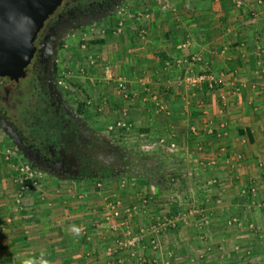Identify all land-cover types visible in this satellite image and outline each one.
<instances>
[{
	"label": "crops",
	"instance_id": "obj_1",
	"mask_svg": "<svg viewBox=\"0 0 264 264\" xmlns=\"http://www.w3.org/2000/svg\"><path fill=\"white\" fill-rule=\"evenodd\" d=\"M167 2L168 9L161 10L155 0H135L128 5L130 13L120 31L110 33L114 25H105L107 34L101 45L103 60L110 64L104 70L110 87L102 100L116 101L118 111H122L118 119L131 121L136 129H147L154 144L163 150H174L179 156L171 159L175 166L183 163L182 158L191 163L190 159L198 163V157L210 159L208 164L217 162L211 170L219 180L216 193L226 200L228 208L240 210L242 207L235 204L244 181L251 179L256 197L264 198V2ZM137 13L147 16L136 19ZM202 68L218 77L216 87L178 84L187 70ZM118 78L126 82L128 98L116 88ZM242 82L247 86L235 90ZM256 83L257 87H251ZM220 123L225 124L224 137L205 132L207 128L215 131ZM191 125L197 126L199 134H191ZM2 148L0 264L98 262L107 243L96 239L104 223L88 227L92 199L75 196L73 181L52 175L18 197V174ZM249 218L260 237L245 234L241 240L239 235L235 242L251 249L253 264H264V214L255 209ZM86 229L91 236L96 234L91 241Z\"/></svg>",
	"mask_w": 264,
	"mask_h": 264
},
{
	"label": "rangeland",
	"instance_id": "obj_2",
	"mask_svg": "<svg viewBox=\"0 0 264 264\" xmlns=\"http://www.w3.org/2000/svg\"><path fill=\"white\" fill-rule=\"evenodd\" d=\"M134 1L128 0L125 6L128 8ZM115 22L114 16L112 22L80 27L64 38L58 51V84L69 106L78 108L83 119L95 125L100 133L117 140L122 153L126 152L125 147L140 156L150 155L151 162L159 159L168 172L177 171L179 167L186 183L179 189L175 181L169 190L162 191L153 185L143 184L139 177L132 175L96 182L73 181L71 190L75 196L92 199L93 212L89 216L88 227L104 223L103 231H98L96 239L105 240L107 245L101 249L99 256H102L98 262L94 260L95 264L102 260L103 264H253L251 249L235 242V238L240 235L242 240L247 236L245 234L260 237L255 222L249 218V212L255 209L262 210L264 214V198L256 197L254 182L251 179L244 181L237 192L235 205H240L242 209L228 208L226 200L216 193L219 180L211 173L217 162L211 165L208 164L210 159L196 157L198 163L190 159L191 163L182 158L183 163L175 166L171 159L179 156L173 154L174 150L165 151L162 146L154 144L147 129H136L128 120L123 124L124 119L120 120L117 116L122 111H118L116 101L111 98L109 102L102 100V94L106 93L107 86L110 87L104 78L105 67L110 64L103 60V45L90 41L105 39V25L111 27ZM108 31L116 32V26ZM12 75L0 73L6 83L16 80V75ZM1 147L3 156L12 164L25 161L7 130L0 128ZM45 176L25 191L38 187ZM212 177L215 182L209 183ZM250 187L253 188L251 192ZM241 189L245 190L244 193ZM115 202L119 204L113 209L111 204ZM85 232L90 241L96 235L91 236L92 232L88 233V229ZM135 237L139 238L136 243L125 245ZM166 241H172L174 245L169 246Z\"/></svg>",
	"mask_w": 264,
	"mask_h": 264
},
{
	"label": "flooded vegetation",
	"instance_id": "obj_3",
	"mask_svg": "<svg viewBox=\"0 0 264 264\" xmlns=\"http://www.w3.org/2000/svg\"><path fill=\"white\" fill-rule=\"evenodd\" d=\"M127 1L45 0L15 42L14 65L0 68L16 75L7 83L0 76V128L17 134L24 160L45 175L76 182L105 179L108 166L117 176L122 172L118 141L69 106L58 84V51L80 27L114 21Z\"/></svg>",
	"mask_w": 264,
	"mask_h": 264
},
{
	"label": "built area",
	"instance_id": "obj_4",
	"mask_svg": "<svg viewBox=\"0 0 264 264\" xmlns=\"http://www.w3.org/2000/svg\"><path fill=\"white\" fill-rule=\"evenodd\" d=\"M155 1L161 10L168 9L169 5H168L167 0H155ZM125 5L120 7L118 11L116 12L115 17H116L117 22H115V25L113 26V27L116 26V32L120 31L124 25V20H125L124 17L127 14V7ZM143 15L147 16V14L145 13L144 14L137 13V16L135 18L139 19V16H143ZM105 69L108 70V67L106 66ZM115 82H116L117 89L119 90L123 98H128L130 91L127 87L126 82L122 78H118ZM219 83H220V80L218 79V77L207 68H202L200 70H193V69L187 70L184 73V75L181 77L180 81L178 82L179 85L191 86V87H204L205 86L209 89H213ZM244 86H247V85H245V83L243 82L241 84L239 83V85H235V90L239 91ZM257 86H258L257 83L255 85H251V87H254V88ZM263 89H264V86H263ZM198 130L199 129L197 128L196 125H191L189 127V131L191 132L192 135H197ZM205 132L216 138L224 137L227 134L224 123H220L219 128L216 129L215 131L212 128H209V129L207 128L205 129ZM171 147H173V145H171ZM215 163L216 162L214 160L210 162L211 165H214ZM12 166L15 168V171L17 172L19 176L18 178L20 182V190L18 192V197H21L22 193L26 189L30 188L31 186H34L40 178H43L45 176V174L41 170L33 168L27 161H20V162L13 163ZM27 180L30 181V185L25 182ZM208 181L209 183H214L215 178L212 177ZM241 190H242L241 193H244L245 190L244 189H241ZM251 191H253V188L250 187L249 192ZM118 204L119 202H115L111 204V207L114 209L118 207ZM138 240L139 238L137 237L132 238L125 245L127 244L133 245Z\"/></svg>",
	"mask_w": 264,
	"mask_h": 264
},
{
	"label": "water",
	"instance_id": "obj_5",
	"mask_svg": "<svg viewBox=\"0 0 264 264\" xmlns=\"http://www.w3.org/2000/svg\"><path fill=\"white\" fill-rule=\"evenodd\" d=\"M45 0H0V68L12 67V51L15 42L30 15ZM18 148L24 152V146L11 129H6Z\"/></svg>",
	"mask_w": 264,
	"mask_h": 264
},
{
	"label": "trees",
	"instance_id": "obj_6",
	"mask_svg": "<svg viewBox=\"0 0 264 264\" xmlns=\"http://www.w3.org/2000/svg\"><path fill=\"white\" fill-rule=\"evenodd\" d=\"M103 42L102 39L91 40L90 43H98L101 44ZM242 132V131H240ZM125 153L119 155L117 166L122 168L121 174L118 176L113 173L114 168L108 166L106 170L105 179H113V178H123L127 176H137L139 177L143 184L145 185H153L157 189L162 191H167L170 188L171 183L177 182L179 185H183L184 178H181L180 168L177 167V171L168 172L162 166V162L159 159H155L153 162L150 160V155H141L137 154L134 151H130L129 149L124 147ZM150 160V161H149ZM113 173V174H112ZM116 176V177H115ZM100 180V178L96 179ZM95 181V182H96ZM30 185V181H25ZM183 187V186H182Z\"/></svg>",
	"mask_w": 264,
	"mask_h": 264
}]
</instances>
